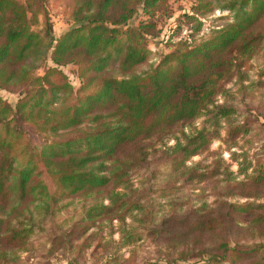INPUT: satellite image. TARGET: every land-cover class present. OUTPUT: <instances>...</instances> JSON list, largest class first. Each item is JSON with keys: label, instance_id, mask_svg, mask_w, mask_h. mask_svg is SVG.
<instances>
[{"label": "trees", "instance_id": "trees-1", "mask_svg": "<svg viewBox=\"0 0 264 264\" xmlns=\"http://www.w3.org/2000/svg\"><path fill=\"white\" fill-rule=\"evenodd\" d=\"M22 1L0 0V90L19 96L0 98V264L56 245L66 264H264V163L239 147L264 117L245 104L264 0H194L162 55L167 0H70L57 39L48 0ZM214 11L229 22L196 39ZM221 130L236 173L209 149Z\"/></svg>", "mask_w": 264, "mask_h": 264}, {"label": "rangeland", "instance_id": "rangeland-1", "mask_svg": "<svg viewBox=\"0 0 264 264\" xmlns=\"http://www.w3.org/2000/svg\"><path fill=\"white\" fill-rule=\"evenodd\" d=\"M19 2H23L19 0ZM194 0H167V3L162 7L161 11L157 13L154 18H150L155 21L154 34L148 39V48L158 54H167L173 48L172 45L180 39H186L189 32L188 26L185 24V17L190 15L193 7ZM72 4L70 0H48L46 4V11L48 13L49 21L52 25V36L54 39L59 38L70 28L71 23L68 22V16L70 14ZM149 18H144L143 14L138 11V15L135 16L130 22V26H136L139 23H146ZM230 15L227 11H214L211 15L201 20L202 26L200 32L195 36L196 39H204L209 35L211 29L220 28L224 24L228 23ZM35 30L39 31L37 27ZM52 66L50 60H48L44 68ZM44 68L37 72L38 76L43 74ZM61 73L66 77L68 83L76 91L80 87V81L77 77L78 68L73 65H65L59 68ZM249 72L250 81L257 83L255 86L252 98L247 100L245 104L250 109L251 113L256 116L257 114L264 115V47L260 52L258 58L248 64L247 68ZM0 98L11 105L15 106L19 99L18 94L8 93L0 90ZM255 117L253 121V133L247 138V142H240L239 147L242 151H247L249 157H253L254 160L264 163V117L262 122ZM199 122L195 123V127H198ZM187 133L188 130L184 129ZM224 138V131L219 132V139L211 142L209 149L211 151H220L224 162L229 166L233 173L237 172L236 165L229 159V155L226 152L221 141ZM169 145H172L170 142ZM234 151V150H233ZM240 153L235 150V153ZM198 158H193L192 161H196ZM208 162V161H207ZM250 169L247 174H251ZM243 176H237V180L241 181ZM136 184L135 182H133ZM241 202H243L241 200ZM114 225H117L114 222ZM113 239L117 240V235L114 234ZM130 248H122L120 253L124 258H128ZM34 256L22 255L21 264H66L63 257L62 247L56 245L51 251H40L33 254Z\"/></svg>", "mask_w": 264, "mask_h": 264}]
</instances>
